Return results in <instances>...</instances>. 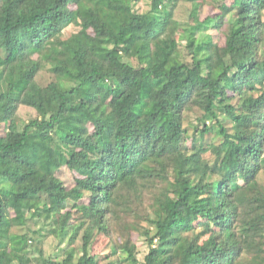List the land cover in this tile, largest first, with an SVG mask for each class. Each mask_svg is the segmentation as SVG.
I'll use <instances>...</instances> for the list:
<instances>
[{
  "label": "trees",
  "instance_id": "1",
  "mask_svg": "<svg viewBox=\"0 0 264 264\" xmlns=\"http://www.w3.org/2000/svg\"><path fill=\"white\" fill-rule=\"evenodd\" d=\"M182 1L0 0V264H264V0Z\"/></svg>",
  "mask_w": 264,
  "mask_h": 264
},
{
  "label": "rangeland",
  "instance_id": "2",
  "mask_svg": "<svg viewBox=\"0 0 264 264\" xmlns=\"http://www.w3.org/2000/svg\"><path fill=\"white\" fill-rule=\"evenodd\" d=\"M137 8L140 11L147 10L149 8V0H139L137 4ZM208 15H214L213 8L206 6L204 8V11L199 15L198 13L195 12L194 6L191 3L187 2V0H183L181 2L176 12L177 19L183 26L189 24L192 25L196 24L197 22H199ZM221 41H222L221 45H223L224 44L223 38ZM185 45L186 42L181 41L180 50L183 52L184 58L188 62H191L190 54L188 53ZM40 83L41 85H45V81L43 79H40ZM205 139H211V138L209 136H205ZM63 171L64 172L60 174V176L63 178V180L66 182L67 185H72L73 178L75 177V175L70 171H68L67 169H64ZM29 225L30 227H33L34 224L33 222H30ZM134 241L136 242V244L140 245V242L139 243L137 242V236L134 237ZM78 242H79L78 245H80L81 237ZM57 245L58 243L55 238L53 237L49 238L44 246L45 254L51 256L54 253H58ZM146 250H147L146 248H143V254L146 252ZM93 253L102 255V258L100 259V264H107L108 260L110 259H107L106 255L111 254V244L106 240L101 239L99 243L94 246Z\"/></svg>",
  "mask_w": 264,
  "mask_h": 264
}]
</instances>
